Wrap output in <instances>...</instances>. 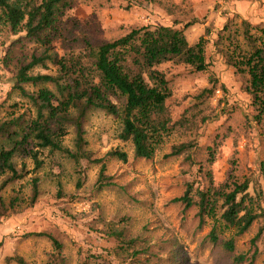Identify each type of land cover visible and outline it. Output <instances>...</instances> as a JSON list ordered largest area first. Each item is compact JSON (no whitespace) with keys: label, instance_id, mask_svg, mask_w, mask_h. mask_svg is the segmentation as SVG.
Masks as SVG:
<instances>
[{"label":"rangeland","instance_id":"obj_1","mask_svg":"<svg viewBox=\"0 0 264 264\" xmlns=\"http://www.w3.org/2000/svg\"><path fill=\"white\" fill-rule=\"evenodd\" d=\"M145 26L182 30L190 45L205 42L206 71L176 63L160 67L172 91L167 101L171 134L152 159H137L132 142L120 139L121 120L103 110L90 111L84 124L88 149L94 158L104 159L106 174L115 183L102 190L96 187L98 164L77 166L66 155L46 149L40 151L43 165L36 169L31 158L16 155V168L23 167L27 175L2 192L8 209L0 216V264H53V243L39 233L61 243L63 264H81L87 255L106 256L107 264H127L134 251L148 248L154 255L139 254L131 264H232L222 243L213 246L206 240L214 221L206 218L201 227L198 207L186 209L174 200L191 183L209 186L211 173L215 187L251 181L249 193L254 198L260 193L264 208V119L255 118L246 71L235 67L241 54L252 50L246 33L256 47L264 45V0H67L58 11L52 50L77 54L85 40L101 44ZM45 49L24 31L13 34L0 25V119L21 117L27 124L35 118V107L14 80ZM47 66L33 73L55 75L56 66ZM42 87L24 86L29 93ZM75 135L74 126L68 125L65 147L73 148ZM182 144L190 148L171 156ZM12 146V139L0 136V148ZM114 151L125 153L127 161L110 155ZM34 178L39 180L36 198ZM261 224L256 221L242 236L228 230L220 239L234 237L236 253H249ZM258 247L255 264H264V242Z\"/></svg>","mask_w":264,"mask_h":264},{"label":"trees","instance_id":"obj_2","mask_svg":"<svg viewBox=\"0 0 264 264\" xmlns=\"http://www.w3.org/2000/svg\"><path fill=\"white\" fill-rule=\"evenodd\" d=\"M66 2L41 0L32 4L0 0V25H6L13 34L24 31L28 38L46 48L42 55L34 56L31 62L21 67L14 80L15 88L35 107V118L27 124L22 122L21 117L0 119V136L13 140L10 149L0 148V179L7 176L0 181V216L8 209L2 197L3 190L27 175L23 167L17 169L15 166L14 158L18 154L31 158L36 169L43 165L39 154L46 149L66 155L77 166L83 162L98 164L101 168L96 187L102 190L115 185L106 174L104 159L94 158L88 149L84 124L92 110H103L120 119V139L132 142L135 158L152 159L173 128L167 107L172 91L166 74L160 69L161 65L185 64L196 72L208 68L203 39L190 45L182 30L165 26L136 28L118 39L101 44L85 40L83 50L77 54L53 52V41L58 33V11ZM246 39L252 50L241 54L242 58L240 62H235V67L246 71L249 77L246 91L255 108V118L260 122L264 119V45L256 47L248 33ZM48 62L56 66L55 75L33 73L36 67L46 69ZM25 85L43 87L36 93H29ZM68 125L74 126L76 132L73 148L63 144ZM188 148L189 144L175 146L170 155L179 156ZM110 155L127 161L125 153L114 151ZM214 159L211 154V162ZM261 167L264 180V164ZM207 176L211 182L209 186L195 188V184L191 183L184 195L174 202L181 203L186 209L198 207L201 227L206 218L214 221L206 240L213 246L222 243V249L231 258L232 264H255L259 255L258 242H264V208L260 203V193L255 198L249 193V180L228 181L221 187H215L212 174L207 173ZM38 184V178H34V198L39 193ZM259 220L262 224L251 240L249 253H236L234 237L221 241L226 231L233 230L234 236H242ZM37 235L53 243V264H63L61 243L50 234ZM145 251H134L127 264L134 262L139 254L154 255L150 248ZM15 259L23 263L22 259ZM94 259L100 260L101 264L108 261L106 256L87 255L81 264H91Z\"/></svg>","mask_w":264,"mask_h":264}]
</instances>
